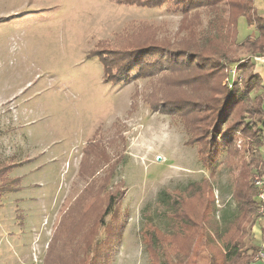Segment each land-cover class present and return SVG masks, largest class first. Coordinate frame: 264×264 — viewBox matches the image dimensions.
I'll return each instance as SVG.
<instances>
[{"label": "rangeland", "instance_id": "obj_1", "mask_svg": "<svg viewBox=\"0 0 264 264\" xmlns=\"http://www.w3.org/2000/svg\"><path fill=\"white\" fill-rule=\"evenodd\" d=\"M225 1L222 34L199 42L213 8L0 0V264H222L242 251L256 219L244 192L264 158L256 105L233 109L234 146L210 165L202 133L228 76L252 68L237 70L247 49Z\"/></svg>", "mask_w": 264, "mask_h": 264}, {"label": "trees", "instance_id": "obj_2", "mask_svg": "<svg viewBox=\"0 0 264 264\" xmlns=\"http://www.w3.org/2000/svg\"><path fill=\"white\" fill-rule=\"evenodd\" d=\"M116 3H120V4H132V3H136L138 5H142V6H147V7H155V6H160V5H164L167 2H170L171 4L178 6L179 9L182 12H189L191 10L194 9H199V8H204V9H211L213 8L214 11H216L215 13V17H213L212 19L208 20L207 22V26L205 29H201L197 31V35H198V41L202 42L204 40L201 39H209V37H207V34H213L212 37L214 36L216 39L218 38V36H220L222 34V27L223 25L221 24V27H219L218 21H220V17H217V9L215 8L216 5H218V3L221 2V0H114ZM228 6H230L232 9H236L239 12L237 13V16L235 17V25L237 23L238 18L240 17H244L247 21L248 24L253 25L254 29L257 33L256 38L254 39H250L248 37H246L245 39H243L242 41H240L239 43H237V45H239L242 48L247 49L246 52V57L242 58V61L237 62V70L241 71L243 66L241 65V63L245 62V61H249L251 68V72L246 75L245 77L243 76V78L241 79V83L238 84L236 82H233L235 80H232V78L230 76H228V80L226 82V84H224V88L222 90H220V93L222 95H224L223 97L220 98V100L217 101L216 106H215V115H213L211 117L210 120V126L209 128L206 127L207 124L205 125V128L203 129V135H206V141H207V148L205 150V156L204 159L206 161V163L208 165H210L212 162H214V160L216 159V157H218V155L224 151L225 149L228 150L229 148H232L234 146V144H232L233 140H234V136L237 132L236 126L234 125V123L227 124V120L230 118L232 111L235 107H237L239 104H242L245 100H250L256 105L255 111L256 113H258L257 115L259 116V118H256L255 123L257 124V133L259 134V140L255 143L257 144V146L260 149L259 154H262V156H264L263 152H262V147L263 144L262 143V139H261V131H262V123H263V114H262V108H261V101H262V93L258 92L256 93V90L259 89L260 85V75L255 73L253 70V65L251 63L250 60V56L251 55H261L264 52V18L260 15H258L256 13V10L253 6V0H238L236 2L233 1H225ZM233 3V4H232ZM251 11V13H250ZM210 32V33H209ZM189 34H195L196 32L195 30H191ZM191 36V35H190ZM205 37V38H203ZM251 48V49H250ZM143 49V48H141ZM147 50H142V51H146L147 55H150V53L148 52L149 50H151V48H145ZM155 49H157L156 51H158L159 49L157 47H155ZM140 49L135 50V48L133 49V53L135 52V55H139L140 54ZM160 51V50H159ZM179 52H181L182 50H177ZM168 53H172V51H167ZM178 52V53H179ZM132 53V52H129ZM177 53V52H176ZM130 55V54H129ZM133 56V54H131ZM174 55V53L172 54ZM199 55V54H198ZM143 56L145 57L146 55L143 54ZM223 57V55H222ZM128 58V57H127ZM134 58V56H133ZM199 67H204L206 66V61H207V57L206 56H199L196 58ZM138 60V58H137ZM229 63V62H228ZM236 63V62H235ZM103 67L105 66L104 63L102 62ZM135 68H139L140 65L138 63H135ZM213 71L215 70V68L217 67L216 65H211L210 66ZM143 68V67H141ZM123 68H119V72H121ZM130 69H128L127 73L125 75H122L121 77H125L128 73H129ZM227 77V76H226ZM256 93V94H254ZM184 104H172V105H162V109H159L163 112L166 113H172L175 111V113H179L181 112V109L184 107ZM168 106V107H167ZM186 106L187 111L190 112H195L196 111V106H199V104H195L194 102H186ZM167 107V108H166ZM164 108V109H163ZM202 110V109H199ZM202 118V117H200ZM204 120H207V118H202ZM205 133V134H204ZM257 167V166H256ZM257 171L258 167H257ZM260 175H263L262 171H259ZM256 193H257V189L255 188L254 185L249 186L248 188L245 189L244 195L246 197H248V202L244 203V207H245V213H250V212H254L257 209V198H256ZM161 195H164V193H162ZM112 196L109 195L108 199H107V203L105 204L104 210L102 215L105 216L107 214L110 213L111 211V207L113 202L111 201ZM250 201L252 203H250ZM256 203V204H255ZM256 206H255V205ZM174 205V204H173ZM173 205L171 206V209H173ZM178 217H175V219ZM148 221H151V217L148 216L147 217ZM188 219V218H186ZM191 223L190 220H184V223ZM180 227V226H179ZM170 228H172V230H168V232H166L168 235H171L174 233L173 229V224L170 225ZM88 232H91V230H87ZM173 231V232H172ZM71 242L68 241V243ZM228 245V244H227ZM91 247L94 249L95 247L93 245H91ZM227 247V246H226ZM193 257L194 254L192 253V255H190V257ZM223 259H222V264H224L226 262V264H250L252 262L253 259V254H247V252L245 251H241L240 247H238V245L232 246V247H227L226 250H224L223 252ZM241 260H243V262L241 263Z\"/></svg>", "mask_w": 264, "mask_h": 264}, {"label": "crops", "instance_id": "obj_3", "mask_svg": "<svg viewBox=\"0 0 264 264\" xmlns=\"http://www.w3.org/2000/svg\"><path fill=\"white\" fill-rule=\"evenodd\" d=\"M253 6L256 10V13L264 18V0H253ZM244 17H240L237 20V40L238 43L245 39L246 37L250 39H254L257 36L256 31L254 32V26L247 23V27L244 28V31L240 32L238 30V23L239 20ZM246 20V19H245ZM253 29V31H252ZM251 63L253 65V70L255 73L260 75V82H259V89L256 90V93L261 92L262 93V101H261V108H262V114H263V123H262V131H261V139L262 143H264V52L261 55H251L250 57ZM254 93V94H256ZM263 157V156H262ZM264 162V158H262ZM259 162L258 170L263 171L264 174V163ZM260 166H263V168H260ZM257 170V167H256ZM245 241V244L242 248L243 251L247 252V254H253V259L250 264H264V261L262 260H256L255 254L258 251L264 252V217L260 219H255L253 222L251 228H250V236L249 239Z\"/></svg>", "mask_w": 264, "mask_h": 264}, {"label": "built area", "instance_id": "obj_4", "mask_svg": "<svg viewBox=\"0 0 264 264\" xmlns=\"http://www.w3.org/2000/svg\"><path fill=\"white\" fill-rule=\"evenodd\" d=\"M227 80H228V78H227ZM232 80H234V79L232 78ZM262 152L264 154V144L262 147ZM253 185L257 189V193H256L257 209L255 212V216H256V219H260V218L264 217V174L263 175L255 174V176L253 178ZM254 257L256 260L264 261V252L258 251Z\"/></svg>", "mask_w": 264, "mask_h": 264}]
</instances>
